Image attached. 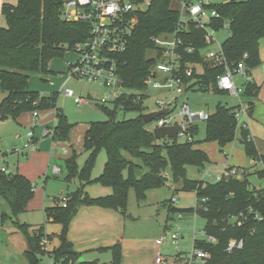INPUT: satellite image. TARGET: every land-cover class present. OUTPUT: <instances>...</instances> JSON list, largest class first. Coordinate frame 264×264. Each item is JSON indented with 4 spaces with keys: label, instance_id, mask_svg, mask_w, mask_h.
<instances>
[{
    "label": "trees",
    "instance_id": "16d2710c",
    "mask_svg": "<svg viewBox=\"0 0 264 264\" xmlns=\"http://www.w3.org/2000/svg\"><path fill=\"white\" fill-rule=\"evenodd\" d=\"M63 0H17L15 5L2 3L1 13L6 25L0 27V90L6 96L0 102V120L16 119L26 112L42 111L55 108V124L52 139L56 142L69 140L73 124L70 123L61 108L57 106V92L42 95L38 91L29 90V77L39 74L40 80L46 82L56 73L48 68L53 58L62 57L72 46L86 39L90 24L86 21H66L61 17ZM219 18L216 27L220 29L223 22L229 24V36L221 43L222 54L229 64H235L245 54V69L250 75L251 68L261 63L259 40L264 37V0H231L217 8ZM178 20V13L171 7V0H147V7L140 8L137 23L134 26L126 50L117 56V74L127 90L141 92L139 98L134 94H121L112 99V107L101 106L107 120L88 122L83 136V149L89 152L83 168L77 171L76 153L64 159L67 169L65 180L78 175L81 184L76 191L65 196L66 205L58 204L45 207L47 219L62 223L60 244L53 251L44 250L42 240L49 236L43 228L34 229L27 236V249L24 250L25 264H42L40 256L46 252L53 258L54 264H99L97 261L80 260L81 252L76 251L67 240L69 220L78 207L98 206L106 209H117L124 213L129 188H133L137 201L145 199L148 190L166 184L168 178L173 182H181L182 189L192 190L196 201L206 198L205 203H196L193 207L178 208L168 206L171 214L191 213L205 219L203 231L213 236L215 243L205 239H195L193 249H201L209 253L204 264H264V219L258 221L255 213L264 217V188H251L247 175L242 180L231 178L227 181L204 182L186 177V167L198 169L208 164L209 157L205 151L195 147V140L173 143L170 138L155 139L142 120L145 114L144 100L147 89L146 79L153 73L152 67L158 62V56H148L155 45L151 38L162 33L171 32ZM202 31L191 29L183 34L185 41L195 47L191 53L182 51V65L199 64L202 71L194 67L183 81L188 88H200L214 93H226L216 86V77L223 72L222 64H212L204 59L201 49L204 42ZM259 87L250 79L244 83L243 98L246 100L248 114H251L253 99ZM240 105L226 106L217 104L209 118L205 121V139L217 142L222 149L236 137V121L234 112ZM118 111L136 112L130 119L116 120ZM197 133V127L192 129ZM238 140L245 153L253 161H261L264 155L257 152L249 130L240 128ZM104 149L106 161L99 176L90 178V170L97 152ZM139 159L135 163L124 157ZM258 175L264 176V169ZM56 177V176H54ZM97 183L111 189L105 196L91 197L85 191V185ZM35 184L19 172L0 171V199L6 202L9 213L5 216H17L25 211L28 202L34 196ZM201 204L206 207L203 210ZM251 209V210H250ZM244 214L234 223L229 222L231 216ZM241 240L242 248L226 251L229 240ZM106 247H100L98 249ZM112 252V264H121L122 249L120 243L108 247Z\"/></svg>",
    "mask_w": 264,
    "mask_h": 264
},
{
    "label": "rangeland",
    "instance_id": "374dc122",
    "mask_svg": "<svg viewBox=\"0 0 264 264\" xmlns=\"http://www.w3.org/2000/svg\"><path fill=\"white\" fill-rule=\"evenodd\" d=\"M16 2L17 0H0V4L10 3L15 5ZM146 7L147 0L140 5V8L145 9ZM171 7H177V2L172 0ZM5 25L6 21L0 9V27H5ZM228 36V30L224 27L220 28L219 31L214 34L216 42L215 45H211V48L216 49L217 45L227 39ZM147 55L151 56L153 55V52L148 51ZM259 55L261 63L256 67L251 68L249 75L250 81L254 82L257 87H259V91L257 96L253 99V106L251 114L248 115L247 123L258 154L264 155V37L259 40ZM76 56L77 53L75 50H67L62 57L53 58L49 62V67L53 65L55 68H61L58 72H63L65 74L68 70V62H74ZM63 67H66V69H62ZM197 71L200 72L201 70L197 68ZM158 75L159 77H162V72H158ZM50 77L54 78V76ZM34 78L38 84L47 83L40 80L39 74H32L29 77L28 86L36 84ZM245 80L246 79L241 75L235 76L236 86L241 89L239 97H233L227 93H214L211 90L204 91L197 87L188 88L177 96V108L172 109L170 114L175 117V121L180 119L177 116L178 106L182 104H187L192 109H203L210 113L214 111L217 104H223L226 106H236L239 104L245 105L246 100H244L242 95L244 83L246 82ZM65 85L73 89L75 96H81L86 100L83 104L77 105L74 102L73 97H68L61 91L57 94V106L62 109L67 120L73 124V131L71 132L73 136L71 138L69 136V140L67 141V144L72 147H70L69 152L65 154L61 153L70 156L74 149L77 155V171H80L89 155V152L83 149V136L88 127V122L107 120L108 117L101 106H106L108 108L112 107V89L107 86L77 78L69 79ZM29 90L35 91L36 89L30 88ZM144 94L146 95L144 100V111L146 113L161 109L157 103L158 100L168 101L171 98V92L162 88H147ZM5 96L6 93L0 90V102ZM47 111H51L55 114V108L37 111L38 120L40 114ZM29 113L30 112L22 113L16 119L0 120V165L2 161L6 160L9 170L12 173L15 172L14 164L16 158L21 162L26 156L28 157L32 150L33 145H31L28 150L26 149L25 156L18 157L17 154H12L11 152L15 148L20 149L27 141V132L35 128L34 126L36 123L35 119H33V112L30 113L32 117V125H22L18 120L20 116L24 115L27 116L22 117V119L27 120L29 118ZM136 115L137 113L132 111L124 113L123 111H118L116 113V120L130 119L134 118ZM196 124L197 133L194 134V140L197 142L195 146L203 147L204 150H206L210 162L206 164L203 170L198 169L195 166H187V178L194 180L207 179L204 178L206 171L219 175L223 172L225 166L230 165L241 167L246 170L247 179L251 188H264V176L260 177L257 173L262 169L261 163L258 160L257 162H254L252 158L245 153L244 147L238 140L240 127L236 129L235 139L221 149L217 142L204 140L205 121H198ZM153 126L154 120L146 123V127L149 130H152ZM45 137L51 138L50 135ZM178 141H185V137L179 138ZM57 156L59 158L51 160L52 163L49 165L48 172L44 176H41L40 178L38 177L37 181H35V186L40 189V192H43L45 202L49 205H55L54 198L68 196L76 191L81 184V179L78 175H75V177L71 178L69 181L65 180L67 169L64 159L60 155ZM124 157L131 159L135 163H141L139 159L132 158L127 153H124ZM105 161L106 152L104 149H100L97 152L94 164L90 170V178L94 179L101 174ZM54 163H57L61 168V173L56 177H54L55 175H53L51 170L53 165H55ZM165 175L168 178L166 184L148 190L145 199L141 202L137 201L134 189L129 188L124 213L117 209H106L94 206L111 213L108 216V220H105L106 224L96 229L94 225H88L78 232L76 222H73V220L76 217H79L80 214L77 213L79 209L86 207V205L78 207L76 213L69 220L66 238L76 249L83 250L79 261H97L99 264H112V252L108 247L114 245L117 238L120 241L123 240V238L139 239L142 245L145 244L146 248L151 241L153 243L155 238L161 236L164 239L163 244L160 246V253L162 256L168 260H171L174 256L176 257L179 254L187 259L190 258L192 255L194 239L201 240L206 237L203 232L205 219L197 214L193 215L191 213H183L181 214V218H178L176 214H171L170 216L173 218H168V206L170 204L174 207H193L196 203V197L194 191L182 189L181 182H173L168 171H165ZM99 187L101 186L97 183L86 184L85 191L89 196L98 197L99 195L97 194L100 191H97V189ZM172 198H175L176 201L172 202ZM62 203V199L59 198L58 204L62 205ZM88 207H93V205ZM2 213H9V209L6 202L0 199V264H25L24 250L27 249L28 246L27 236L31 235L34 232V229L40 228V226L49 236V238H47L46 250L53 251L59 246L61 242L59 235L63 228L62 223L47 219L45 215L38 210L23 211L17 216L10 215L3 218L1 216ZM87 213L94 216V212L92 211H88ZM98 224L99 222L95 220V225ZM176 227H179L178 231L180 237L177 240V243L174 244L170 240V234L176 230ZM92 242H96L98 246L101 245L106 248L85 249L88 243L91 247L94 246V243ZM152 258V252L145 249L140 255V259L142 260L139 264H146V262ZM40 259L42 264H52V258L47 253L41 255Z\"/></svg>",
    "mask_w": 264,
    "mask_h": 264
},
{
    "label": "built area",
    "instance_id": "2783aa9c",
    "mask_svg": "<svg viewBox=\"0 0 264 264\" xmlns=\"http://www.w3.org/2000/svg\"><path fill=\"white\" fill-rule=\"evenodd\" d=\"M173 1L177 2V7L173 9L178 13V20L174 29L171 32L162 33L159 36L151 38V42L155 45L152 56H158L159 60L152 67L153 73L146 79L147 88L167 89L171 92V98L168 101H157L161 109L167 108L168 111L154 119V126L150 131L153 132V130L158 127L177 125L180 126V130L177 132V141L181 137H185V141H192L194 140L192 129L197 126L196 122L206 121L210 116V112L203 109H192L187 104H182L178 106L177 116L180 119L175 121V117L170 114L172 109L177 108V96L185 91L186 85H188V83L183 81L184 75L189 76L194 67L196 69L199 68L201 71L203 69L202 65L194 63L188 64L187 66L182 65V51L191 53L195 50L192 42L185 41L182 35L189 34L192 28L202 31L201 39L204 42V47L201 49V52L204 59L210 61L212 64L219 63L223 66V72L216 77V86L219 90L226 92L230 96L239 97L241 89L236 86L235 76L241 75L247 80L249 79V75L244 65V59L246 58L245 54L235 64H229L222 54L221 43L217 45L216 49L211 48V45H215L216 42L214 34L219 31L215 23L219 18L217 8L231 0ZM143 3H145V0L62 1V19L66 21L89 22L90 29L86 39L75 43L71 48L76 51L77 56L74 62H69L68 70L65 73V78L59 88V92H63V94L68 97H73L77 105L86 102L83 97L75 96L73 89L65 85L69 79L77 78L111 88L113 99L121 94H134L137 98L140 97L141 92L127 90L122 85V81L117 74V56L123 53L128 46L130 34L137 23V13L140 10V5ZM222 27L226 28L229 33V24L227 21L223 22L221 28ZM158 72H162V77H159ZM37 115V111H34V119ZM248 115L247 108L242 105L235 110L234 118L236 121V129H238V127L248 129ZM48 135L52 137V129H43L41 136L45 137ZM26 137L27 141L23 146L20 149L15 148L11 151L12 154H24L26 153V149L28 150L31 147L34 138L33 130L28 131ZM62 151H64V149ZM259 162L262 165V169H264L263 163L261 161ZM51 170L55 176L61 173V168L58 165H53ZM0 171L8 172L4 161L1 162ZM244 175V168L229 165L225 166L223 172L219 175L206 171L204 178L207 179L201 180L204 184L205 182L227 181L231 178L242 180ZM58 198L62 199V206H65L67 198L65 196ZM175 201L176 199L172 198V202ZM206 201V198H201L198 202L196 201V203L203 204ZM202 204L201 207L203 210H206V207ZM176 216L181 218L180 213L176 214ZM244 217V214L240 213L231 216L229 222L234 223L239 218ZM255 218L258 221L264 219L260 213H255ZM178 230L179 227H176V230L170 234V240L174 244L177 243L180 237ZM205 236L206 237L203 239L207 242H216L213 236L206 234ZM163 242L164 239L162 236L155 240L157 250L152 264H163L165 260L160 253V246ZM46 243L47 241L45 239L42 240L44 250H46ZM242 244L241 240L231 239L227 243L226 251L240 249L242 248ZM46 251L48 252V250ZM208 258L209 253L207 251L194 248L191 257L188 258L186 262L187 264H204ZM52 264H54L53 258ZM69 264H78V261Z\"/></svg>",
    "mask_w": 264,
    "mask_h": 264
},
{
    "label": "crops",
    "instance_id": "0c3cea01",
    "mask_svg": "<svg viewBox=\"0 0 264 264\" xmlns=\"http://www.w3.org/2000/svg\"><path fill=\"white\" fill-rule=\"evenodd\" d=\"M1 5H2V3L0 4V8H1ZM48 68L56 73L55 75H52V76H54V78L49 77L48 80L46 81L47 83H44V84H38L34 78L36 84H31V86H29V89L30 88L36 89L35 91H38L42 95H45V94L48 95L52 92L59 93V88H60L62 82L64 81L65 74L63 72H58V70H61V68H55L53 65L49 67V64H48ZM62 69L65 70L66 67H63ZM57 75H59V76H57ZM239 105H242V104H239ZM242 106L247 107V104L242 105ZM28 115H29V118L27 120L22 119V117L27 116V115L20 116L18 118V120L22 123V125L23 124H25L27 126L32 125L31 114L29 113ZM54 117H55V114H53L51 111H47L45 113L40 114L39 120H38V115H37V117L35 118L36 126L33 129V134H34L33 143L34 144H32L33 145L32 150L30 151L28 157L26 156V158L24 160H22L21 162L19 161L18 158H16V162L14 164L15 172H19L20 174L24 175L31 182H33L35 185H36L35 181H37L38 177L40 178L41 176H44L48 172V168H49L50 163H52L51 162L52 159L56 160V158H59L57 155H60L61 157H63V159L70 157L68 155L62 154V153L65 154V153L69 152L70 147H72V146H69L67 144V141L56 142V141H53L50 137H42L41 136V132L43 129H46V128L51 129L54 126L55 121H56ZM36 119H37V121H36ZM72 131H73V128L70 131V138L73 136L71 134ZM83 131H84V128H83ZM249 134H250V130H249ZM250 137L252 138L251 134H250ZM252 140H254V139L252 138ZM195 147H197V146H195ZM197 148H200L206 152V150H204L203 147L202 148L197 147ZM63 149H64V151H62ZM71 150H72V148H71ZM25 155H26V153L17 154V157L18 156H25ZM207 155H208V153H207ZM4 162L6 163V168L10 172L6 160ZM54 164L57 165V163H54ZM245 174H246V170H245ZM39 190L40 189L35 186L34 197L28 202L27 207L25 209V212L28 210H34V211L38 210V211H40V213L42 212L44 215L45 207L53 206V205H49L48 203L45 202L44 194H43V192H40ZM97 191H100L97 194L99 196H101V195L104 196V195H108L111 193V189L109 187H106V186L99 187L97 189ZM35 192H36V195H35ZM93 197H97V196H93ZM171 201H172V199H171ZM178 208H185V207H178ZM88 211L94 212V216L89 215L87 213ZM77 213L80 215H79V217H76L73 220V222H76V227L78 229V232L81 231L82 229H84L88 225H94L95 229L98 227H101L102 225L104 226L106 224V221L108 220V216L111 214L110 212L103 210L102 208H98V207H94V206L93 207H88V206L82 207L79 209V211ZM76 216H78V215H76ZM95 220H97L99 222L98 225H95ZM104 221H105V223H104ZM181 237H182V235H181ZM156 239L157 238H155L153 240V243L151 241V243L145 248V244L142 245V243H140L139 239L123 238V240L120 241L117 238L116 243H120L121 249H122L121 264H139L140 261L142 260V259H140V255H141L142 251H145V249L147 251H151L152 257H153L152 259L148 260L146 262V264H152L154 261V256H155L156 250H157V246L155 245ZM92 243H94V246L91 247V245L88 243L86 245L85 249H92V248L96 249V248L104 247L101 245L98 246L96 244V242H92ZM76 251L82 252L83 250L76 249ZM164 259L165 260H164L163 264H187V262H186L187 258L183 257L180 254L177 255L176 257L174 256L171 260H168L165 257H164Z\"/></svg>",
    "mask_w": 264,
    "mask_h": 264
},
{
    "label": "water",
    "instance_id": "95a60500",
    "mask_svg": "<svg viewBox=\"0 0 264 264\" xmlns=\"http://www.w3.org/2000/svg\"><path fill=\"white\" fill-rule=\"evenodd\" d=\"M168 109H160L158 111H153L149 113H145L142 115V120L146 124L158 116L167 113ZM180 130V126H168V127H158L153 130V136L155 139H164L170 138L173 143H177V132Z\"/></svg>",
    "mask_w": 264,
    "mask_h": 264
}]
</instances>
